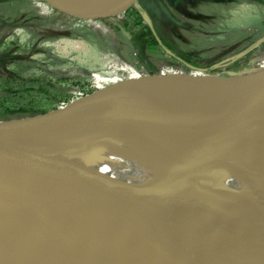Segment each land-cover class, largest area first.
<instances>
[{"label": "water", "instance_id": "1", "mask_svg": "<svg viewBox=\"0 0 264 264\" xmlns=\"http://www.w3.org/2000/svg\"><path fill=\"white\" fill-rule=\"evenodd\" d=\"M45 1L60 13L93 20L115 17L139 2L83 10L64 0ZM263 84L264 67L156 86L150 100L134 111L125 99L115 98L74 103L55 112L0 116V211L23 215L40 251L57 264H247L219 255L263 243L264 211L243 204L228 181L234 172L250 180L264 178V147L258 159L243 160L253 164L252 176L237 166L230 170L231 162L213 168L188 194L175 192L157 202L154 207L164 216L157 222L142 216L130 221L101 203L85 188L98 182L99 172L62 163L56 156L77 153V146L90 144L93 137L120 147H141L133 132L123 130L142 127L195 98ZM76 156L90 163L82 153ZM99 189L103 187L92 186ZM54 223L73 231L83 248L68 245Z\"/></svg>", "mask_w": 264, "mask_h": 264}, {"label": "rangeland", "instance_id": "2", "mask_svg": "<svg viewBox=\"0 0 264 264\" xmlns=\"http://www.w3.org/2000/svg\"><path fill=\"white\" fill-rule=\"evenodd\" d=\"M148 27L193 61L150 48L137 35ZM263 67L264 0H139L95 20L60 13L45 0H0V101L7 100L0 116L115 98L132 107L149 101L156 86ZM39 82L55 94L40 92ZM220 92L200 98L232 89Z\"/></svg>", "mask_w": 264, "mask_h": 264}, {"label": "bare ground", "instance_id": "3", "mask_svg": "<svg viewBox=\"0 0 264 264\" xmlns=\"http://www.w3.org/2000/svg\"><path fill=\"white\" fill-rule=\"evenodd\" d=\"M64 1L83 10H104L124 0ZM263 85L232 89L227 96L195 98L142 127L124 129L133 132L134 138L142 142L141 147H120L105 138L93 137L90 144L77 146V153L58 155L56 159L99 172L98 182L86 184L85 188L101 203L115 208L130 221L142 216L157 222L164 218L154 207L157 202L175 192L188 194L199 177L211 169L231 162L232 171L237 166L249 176L255 173L253 164L243 160L258 159L257 154L264 147ZM146 102L129 108L134 111ZM79 153L90 163L77 158ZM228 182L243 204L254 211H264V178L250 180L234 172ZM94 184L103 189L93 191ZM53 227L68 245L83 248L73 231L56 223ZM39 246L23 215L0 211V264H57ZM219 256L235 262L264 264V242Z\"/></svg>", "mask_w": 264, "mask_h": 264}, {"label": "trees", "instance_id": "4", "mask_svg": "<svg viewBox=\"0 0 264 264\" xmlns=\"http://www.w3.org/2000/svg\"><path fill=\"white\" fill-rule=\"evenodd\" d=\"M4 1V0H3ZM42 1V0H41ZM178 5V2H177ZM138 37L143 39L144 41H146L147 45H149L150 48L153 47H160L161 49L167 50V51H171L173 53V55L177 58H183L185 61H193L191 56H189L188 54H185L183 52L178 51L170 42L169 40L166 38V36L160 32L157 28H146V29H142L140 31H138L137 33ZM40 83V82H39ZM52 87V88H51ZM45 86L44 84L40 83V92H43L45 95L52 97L55 92L53 90V86ZM5 101L6 98L5 96L3 98H1L0 101V106H5ZM7 111L8 110H12L10 107H6ZM44 110H40L39 108H34L33 106H29V107H22L19 109H16L15 112L19 113V114H38L43 112Z\"/></svg>", "mask_w": 264, "mask_h": 264}, {"label": "built area", "instance_id": "5", "mask_svg": "<svg viewBox=\"0 0 264 264\" xmlns=\"http://www.w3.org/2000/svg\"><path fill=\"white\" fill-rule=\"evenodd\" d=\"M41 1V0H40Z\"/></svg>", "mask_w": 264, "mask_h": 264}]
</instances>
